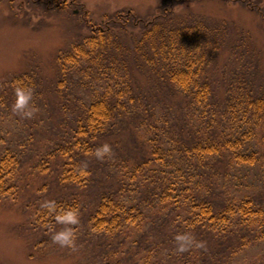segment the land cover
<instances>
[{
	"label": "trees",
	"instance_id": "16d2710c",
	"mask_svg": "<svg viewBox=\"0 0 264 264\" xmlns=\"http://www.w3.org/2000/svg\"><path fill=\"white\" fill-rule=\"evenodd\" d=\"M241 1L264 16V6ZM65 3L52 0L46 5L52 9ZM122 15L109 22L120 25L117 31L93 26L58 56L60 77L51 88L56 101L72 95L65 92L70 83L90 98L74 99L76 107L71 106L67 118L70 126L36 163L24 159L11 144L0 150V197L15 199L23 190L20 182L27 189L34 173L50 176L36 190H59L34 208L37 223L53 225L59 215L74 211L80 215L82 243L99 247L100 254H106L104 264H264V250L253 258H240L264 241V204L248 195L231 196L221 185L231 168L258 160L249 141L264 123V94L238 79L227 89L223 110L212 102L226 43L236 36L247 54L254 51L250 37L243 30L235 33L225 21L194 13L188 21L176 20L167 11L148 21ZM131 21L141 27L136 33L123 31ZM135 66H148L161 84L184 97L187 110L179 125L164 124L149 101L136 95L131 74ZM45 84L38 69L1 82L0 123L13 110L20 112L15 107L18 88L30 89L40 99L48 93ZM61 106L67 112V103ZM130 115L138 118L135 127L144 135V149L116 165L120 177L108 185L111 190H101L102 184L94 188L97 151L111 127ZM172 126L178 130L171 133ZM4 137L0 133V141ZM146 225L149 229L143 232ZM129 230L142 233L127 242ZM184 233L202 246L179 251L176 236Z\"/></svg>",
	"mask_w": 264,
	"mask_h": 264
},
{
	"label": "rangeland",
	"instance_id": "374dc122",
	"mask_svg": "<svg viewBox=\"0 0 264 264\" xmlns=\"http://www.w3.org/2000/svg\"><path fill=\"white\" fill-rule=\"evenodd\" d=\"M47 1L52 0H0V83L10 81L20 73L38 69L44 77V82L46 79L44 89L47 87L49 89L40 99L32 94L24 109L17 113L13 110L2 120L0 133L3 137L5 135L6 143H3L4 140L0 141V150L11 144L24 159L36 163L40 157L46 156L45 151L49 147L54 148L55 140L60 139L67 126H70L67 118L72 113L71 106L76 107L74 99H77V96L82 100L90 98L86 90L81 88L77 90L70 83L65 87V92L72 95L66 99L61 97V103H67L68 110L65 112L60 109L62 106L58 103L59 99L51 92L53 91L51 88L60 77L58 56L67 52L70 45L79 42L90 33L93 26H106L117 31L120 25L109 22L126 13L145 21L151 20L153 16L163 11L169 12L176 20L184 21L192 18L194 13L225 21L234 27L235 33L237 30L245 31V35L251 39L250 47H254V51L251 49L247 54L246 51H241L242 48L238 46L241 43L236 36L230 43H226L219 58L221 68L216 79L217 92L214 93L212 102L223 110L227 89L230 83L238 79L249 82L255 92L264 94V16L241 0H56L66 3L52 9L46 5ZM251 1L264 6V0ZM140 28L133 26L131 21L123 31L134 30L136 33ZM234 43L237 44L236 47ZM131 74L135 80L133 84L136 95L149 101L155 115L161 116L160 120L164 124L179 125L181 118L186 115L187 104L178 90L169 89L161 84L148 66H135ZM238 85L240 87L239 83ZM71 88H74L73 92L70 91ZM236 90L238 88L234 91ZM191 107L189 108L192 112ZM73 111L76 112V109ZM137 122L138 118L130 115L111 127L104 144L109 146L110 151L107 157L95 159L97 172L93 175L94 188L98 189L102 184L101 190H111L108 185L114 183L113 181L117 183L120 177L119 167L116 165L127 156H139L144 149V135H139L135 127ZM223 122V125L225 123L227 125L226 120ZM177 130L176 126L169 128L171 133ZM254 131L255 134L250 138L249 144L251 143V149L258 157L257 162L252 166L231 168L228 171L229 176L221 185L231 196L248 195L256 202L264 204V123L261 128L257 127ZM101 164L102 166H99ZM34 174L35 179L33 183L30 181L27 189L20 182L23 190L15 199L11 196L0 197V264H104L106 254H100L99 247L82 243V237H85L80 222L73 224L57 220L53 225H47L48 221L37 223L34 208L46 202L45 199L56 196L58 188L49 192L37 191L40 183L50 181V176ZM67 191L64 190L63 195L66 196ZM93 191L95 190L89 192L94 194ZM80 192L83 197V191ZM30 195L32 199H29ZM40 195L41 197H37ZM35 197L40 200L37 204L33 200ZM79 217L80 215L78 219ZM75 225L78 227L75 228ZM148 227L146 225L143 232L148 230ZM62 229L71 231L73 244L61 245L53 240L54 233ZM125 232L129 233L127 242L138 238L142 233L139 230ZM98 237L94 235L92 238ZM263 250L264 241L248 249L240 258L243 260L253 258L260 255Z\"/></svg>",
	"mask_w": 264,
	"mask_h": 264
},
{
	"label": "clouds",
	"instance_id": "9594fccd",
	"mask_svg": "<svg viewBox=\"0 0 264 264\" xmlns=\"http://www.w3.org/2000/svg\"><path fill=\"white\" fill-rule=\"evenodd\" d=\"M31 90L27 88L17 89V101L15 107L17 110H22L26 107L31 99ZM110 151L109 146L105 145L102 149L97 151V156L103 158V156ZM62 223H76L78 217L74 211H67L59 215L57 218ZM53 240L60 243L61 245H71L73 244V235L70 230L62 229L54 233ZM176 242L178 250L183 252L189 247L195 246L201 247L202 243L195 240V238L190 233H184L176 236Z\"/></svg>",
	"mask_w": 264,
	"mask_h": 264
}]
</instances>
